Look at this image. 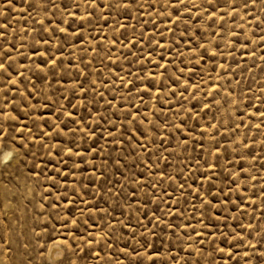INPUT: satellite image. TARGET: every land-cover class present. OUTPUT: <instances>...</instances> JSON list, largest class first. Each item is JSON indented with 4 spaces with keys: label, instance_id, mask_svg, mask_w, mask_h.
Listing matches in <instances>:
<instances>
[{
    "label": "rangeland",
    "instance_id": "1",
    "mask_svg": "<svg viewBox=\"0 0 264 264\" xmlns=\"http://www.w3.org/2000/svg\"><path fill=\"white\" fill-rule=\"evenodd\" d=\"M0 64V264H264V0H0Z\"/></svg>",
    "mask_w": 264,
    "mask_h": 264
},
{
    "label": "snow or ice",
    "instance_id": "2",
    "mask_svg": "<svg viewBox=\"0 0 264 264\" xmlns=\"http://www.w3.org/2000/svg\"><path fill=\"white\" fill-rule=\"evenodd\" d=\"M11 0H9V3ZM4 65L0 64V68H3ZM24 161L21 159H18L17 156H14L11 152L5 153L2 158H0V168L7 170L11 167H16L17 169L21 164H23ZM75 253H73L74 255ZM74 264V262H72Z\"/></svg>",
    "mask_w": 264,
    "mask_h": 264
}]
</instances>
